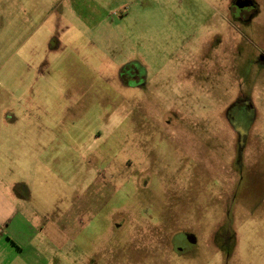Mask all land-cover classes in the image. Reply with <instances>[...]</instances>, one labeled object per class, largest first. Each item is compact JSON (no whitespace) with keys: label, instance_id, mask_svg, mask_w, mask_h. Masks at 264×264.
<instances>
[{"label":"rangeland","instance_id":"rangeland-1","mask_svg":"<svg viewBox=\"0 0 264 264\" xmlns=\"http://www.w3.org/2000/svg\"><path fill=\"white\" fill-rule=\"evenodd\" d=\"M253 1L0 0V187L40 227L20 264H264Z\"/></svg>","mask_w":264,"mask_h":264},{"label":"crops","instance_id":"crops-1","mask_svg":"<svg viewBox=\"0 0 264 264\" xmlns=\"http://www.w3.org/2000/svg\"><path fill=\"white\" fill-rule=\"evenodd\" d=\"M20 192L15 185L0 187V264H20L40 232L34 219L12 204L20 201Z\"/></svg>","mask_w":264,"mask_h":264},{"label":"flooded vegetation","instance_id":"flooded-vegetation-1","mask_svg":"<svg viewBox=\"0 0 264 264\" xmlns=\"http://www.w3.org/2000/svg\"><path fill=\"white\" fill-rule=\"evenodd\" d=\"M237 3H239V6H236ZM234 4L232 7L233 8L232 10H233L234 15L239 20L246 21V19H248L251 14L253 15L254 13L258 12V7L253 0H235ZM262 59H264V54L262 56ZM132 69H134V68H132ZM134 72H133L132 79L135 80L136 82H138L139 77H140V75H139L140 71L139 70L137 71L136 69H134ZM172 246H173V244H172ZM179 248H177V251L179 250L178 252L186 251V247H180L179 246Z\"/></svg>","mask_w":264,"mask_h":264},{"label":"water","instance_id":"water-1","mask_svg":"<svg viewBox=\"0 0 264 264\" xmlns=\"http://www.w3.org/2000/svg\"><path fill=\"white\" fill-rule=\"evenodd\" d=\"M236 6H239V3H237ZM190 241H191V239L188 240V242H190ZM179 249H180V248H179ZM178 251H179V250H178Z\"/></svg>","mask_w":264,"mask_h":264}]
</instances>
